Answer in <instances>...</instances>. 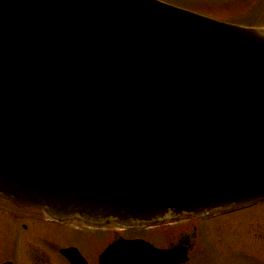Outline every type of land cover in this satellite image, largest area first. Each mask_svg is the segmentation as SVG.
<instances>
[{"label": "water", "instance_id": "obj_1", "mask_svg": "<svg viewBox=\"0 0 264 264\" xmlns=\"http://www.w3.org/2000/svg\"><path fill=\"white\" fill-rule=\"evenodd\" d=\"M0 198L94 228L263 202L264 30L158 0H0ZM187 251L122 241L100 264Z\"/></svg>", "mask_w": 264, "mask_h": 264}, {"label": "rangeland", "instance_id": "obj_2", "mask_svg": "<svg viewBox=\"0 0 264 264\" xmlns=\"http://www.w3.org/2000/svg\"><path fill=\"white\" fill-rule=\"evenodd\" d=\"M167 1L176 5L172 2L174 0ZM181 1L185 3H182ZM260 1L262 0H180L178 1L177 6L181 5L185 9H190L192 11L194 10L197 12L208 11V13H213L209 15H213V17L217 19H223V21H238L244 20L245 17L248 16L250 13L252 15L254 9H260ZM262 8H264V6H262ZM1 213L3 212L0 211V216L2 215ZM225 216L227 217H223L222 219H220V221L217 222L216 226H212L213 228L211 229L229 230L228 239L231 241L230 243L233 246L242 245L243 251L248 252L249 254L252 253L255 259L250 258L241 262H233L232 260H227L226 262H224L223 260V262H221L222 259L220 258L219 252L221 248L218 247V241H210L208 237V240L205 243L200 244L205 245L207 248L203 247L200 249H196L197 251L195 254V259L193 260L192 264H264V203L255 208L237 211L233 214L231 213L230 215ZM6 218H0V262L3 259L5 260L7 258H11L12 256V247L10 246L12 245V242L7 237V228H9V230L12 229L13 233L11 232V234H14L13 226L17 223L15 218L11 216H6ZM36 218H40V220L43 219L45 220L44 222L46 224H50L48 223V221L46 222L45 216H36ZM42 222L43 221L41 220V223ZM22 224L27 223L21 222L20 226ZM29 225L31 226V224ZM74 227H70L69 225H50L47 227V229H49L52 239L55 240L54 243H52L53 246H57L54 251L57 252V250H59L60 248H65L75 244L78 246L80 251L89 259V261L94 264L96 262L95 255L98 251L100 253L101 250H103L105 247L102 245L100 246V244L98 243H86L84 238L82 237H75L74 239L72 236ZM30 230H34V232L37 233L38 227L32 224ZM155 231L159 233L158 230H150L149 232H153L152 234H150V236L156 239V236L158 234L155 235ZM29 234L33 235V233L30 232ZM29 234H19V242L17 249L18 259L16 258L19 264H34L23 257L25 260L24 262V260L22 259L23 255L20 254V252L23 253L25 251V248H23L22 245H25L26 240L30 238ZM104 234L106 235V232ZM259 236L263 237L259 238ZM240 238L242 239V241L238 240ZM99 239L100 241H102L104 240V237L101 235V238ZM72 242H74V244ZM34 244L39 245L41 243L35 242ZM210 245L216 246V248L210 249ZM198 250L200 251V253ZM55 252H48V255H50V263L67 264L66 261Z\"/></svg>", "mask_w": 264, "mask_h": 264}, {"label": "flooded vegetation", "instance_id": "obj_3", "mask_svg": "<svg viewBox=\"0 0 264 264\" xmlns=\"http://www.w3.org/2000/svg\"><path fill=\"white\" fill-rule=\"evenodd\" d=\"M0 211L2 215L0 218H6V216H11L15 218L16 224L13 226L14 234H11L12 229H8L7 237L12 242L10 245L11 248V258L3 259L0 264H19L16 260L18 259L17 249L19 242V234H29L30 238L26 240V244L22 245L25 248V251L22 254V259H27L28 261L34 264H51L49 259L50 255L48 252L51 250H55L57 246H53L55 240L52 239L49 229H47V224L41 219L43 222L41 223L40 218H36V216H43L38 211L30 210V209H18L9 203L0 201ZM223 217L227 216H214L206 219H183L179 221H171L168 223H164L161 225L148 227V228H136V229H125L118 227H109L105 229H86V228H75L74 236L85 238L88 243L94 244L98 243L100 246L107 247L114 242L119 240H143L158 249H172L178 246H183L188 250L189 261L185 264H192L195 259L196 249L197 248H207L205 245H200L205 243L208 240L210 241H218V247L221 248L220 258L221 262H226L227 260H232L233 262H241L247 259H255L254 256L249 254L248 252L243 251L242 245L233 246L228 239V231L227 229H219L214 230L211 229L216 226L217 222L220 221ZM7 219V218H6ZM225 221V220H224ZM21 222H26L27 224H22ZM34 224L38 227L37 233L34 230H30V225ZM213 226V227H212ZM225 226V225H224ZM8 227V226H7ZM21 227V229H20ZM150 230H158L155 231L156 239L150 234ZM222 231V232H221ZM106 232V235L104 234ZM13 233V232H12ZM227 233V234H226ZM104 237V240L100 241L101 235ZM263 236H259L262 238ZM159 238V239H158ZM241 240L242 239H238ZM100 241V242H99ZM35 242H40L41 245H35ZM160 242V243H159ZM21 246V247H22ZM68 247H76V246H68ZM211 248H216V246H211ZM199 251V250H198ZM200 253V251H199ZM49 257H48V256ZM97 259L98 253L95 255ZM199 256V255H198ZM24 257V258H23ZM257 257V256H255ZM90 264V261L85 257ZM255 261V260H254ZM25 262V260H24ZM95 264V263H94ZM98 264V263H97Z\"/></svg>", "mask_w": 264, "mask_h": 264}, {"label": "trees", "instance_id": "obj_4", "mask_svg": "<svg viewBox=\"0 0 264 264\" xmlns=\"http://www.w3.org/2000/svg\"><path fill=\"white\" fill-rule=\"evenodd\" d=\"M180 0H174V3H178ZM182 3H185L181 1ZM259 5L261 6L260 9H254V12L251 13L245 17L244 20H238V21H231L234 24H239L243 26H249V27H264V0L260 1ZM206 14H213V13H208V11H204ZM215 14V13H214ZM213 16V15H211ZM230 21V20H229Z\"/></svg>", "mask_w": 264, "mask_h": 264}]
</instances>
